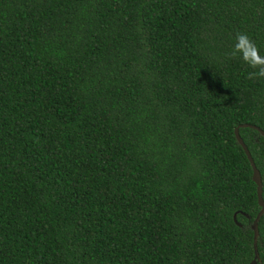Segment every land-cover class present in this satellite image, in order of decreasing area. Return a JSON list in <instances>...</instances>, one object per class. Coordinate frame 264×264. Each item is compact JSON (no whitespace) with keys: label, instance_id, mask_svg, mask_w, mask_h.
<instances>
[{"label":"trees","instance_id":"obj_1","mask_svg":"<svg viewBox=\"0 0 264 264\" xmlns=\"http://www.w3.org/2000/svg\"><path fill=\"white\" fill-rule=\"evenodd\" d=\"M237 32L264 56V0H0V264H249Z\"/></svg>","mask_w":264,"mask_h":264},{"label":"clouds","instance_id":"obj_2","mask_svg":"<svg viewBox=\"0 0 264 264\" xmlns=\"http://www.w3.org/2000/svg\"><path fill=\"white\" fill-rule=\"evenodd\" d=\"M235 43L231 51L228 53L230 58H239L247 65L251 72L248 73L250 79L264 78V56L260 55V51L255 42L246 34L237 32L234 36Z\"/></svg>","mask_w":264,"mask_h":264},{"label":"water","instance_id":"obj_3","mask_svg":"<svg viewBox=\"0 0 264 264\" xmlns=\"http://www.w3.org/2000/svg\"><path fill=\"white\" fill-rule=\"evenodd\" d=\"M240 127H251V128H254L263 136H264V130L262 128H260L259 126H256V125H253V124H250V123L239 124V125H237L234 128V135H235L236 141L242 147V149L245 152V155L247 156V159H248V161H249V163L251 165V168H252V180L256 184L257 202H258V205L260 206V210L258 211V213H257V215H256V217H255V219L253 220V223H252V229L254 231V235H253L254 257L252 258V260L249 263V264H256V263L260 262V256H259V252H258V248H257L258 221H259L260 217L262 215H264V199L262 197V180H261L260 171L256 167L248 147L246 146V144L244 143L242 137L239 134V128ZM234 219H235V214H234ZM235 221H236V219H235Z\"/></svg>","mask_w":264,"mask_h":264}]
</instances>
